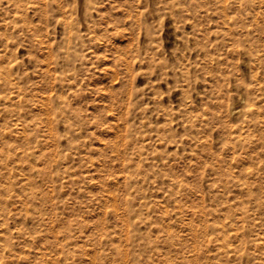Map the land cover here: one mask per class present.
I'll use <instances>...</instances> for the list:
<instances>
[{"label":"rangeland","instance_id":"374dc122","mask_svg":"<svg viewBox=\"0 0 264 264\" xmlns=\"http://www.w3.org/2000/svg\"><path fill=\"white\" fill-rule=\"evenodd\" d=\"M229 20L264 61V0H0V264H264V82L184 49Z\"/></svg>","mask_w":264,"mask_h":264},{"label":"bare ground","instance_id":"6f19581e","mask_svg":"<svg viewBox=\"0 0 264 264\" xmlns=\"http://www.w3.org/2000/svg\"><path fill=\"white\" fill-rule=\"evenodd\" d=\"M225 24L226 26L224 25L225 26L223 30L224 32H222L223 38L225 37L226 40L229 41L230 46H233V48L224 50L223 48L226 47L227 45L224 42H219L209 45L207 43H204L201 39H196V38H188L186 43L184 42L185 43L184 49L186 50L188 49L190 51L191 58L193 59L196 57L200 58L199 61H194L195 62L193 63L194 66L197 68L200 66L209 74L208 76H204L200 80L193 81V85L197 87L199 86L197 88V93H195L196 96H198L199 94L205 95L209 92L208 89L210 87H212L211 90L215 88H220L222 87V85H224L225 82L229 83L235 79L234 76L236 74L225 75L223 76V78H221L220 75L218 74L219 72H222V68L220 65H225V66L227 65L229 68L238 71V67H239L238 64L228 62V60H225L227 59L226 57H230L234 59V56H237L238 59H240L241 63L245 66V68L248 69L247 70L248 73H246L244 77H242L243 75H240L242 78L238 76L239 77L238 79L241 81V86L245 90V93L248 96L252 91L251 87L249 86L252 82H255L258 85H262V83L264 82V77L260 75L261 72L264 71V61L262 55L257 53L259 48L258 40L257 41L252 40L253 33L256 31H260L261 27H259V25L256 23L250 24L248 26L246 25L245 22L238 20H229ZM199 30H200L199 33L205 32L202 29ZM216 33H221V32L217 31ZM212 35L213 34H210L208 36L210 38H215V39L217 38L216 37L217 34L213 36ZM208 36L206 37L209 38ZM178 42L181 44L180 40ZM221 51H223V53ZM158 53L159 50L156 51V55H158ZM189 64L190 63L188 62L187 65ZM161 65L164 66V63H161ZM206 66H208L209 70L205 69ZM164 67L170 69V71L172 72L171 73L172 77L174 78V82L180 84V85L179 84L176 85L180 94L183 92L186 93L188 90H185L184 87L189 88V86L191 85L189 79L187 78L185 80L184 79L180 80V78L184 76L183 73L174 74L173 66L170 63L166 64ZM181 81H184V83H181ZM185 96L188 97V100L191 98L190 95H185ZM181 105L183 108H177L176 110L173 108H171L170 110H165V111L163 110V113L165 115L166 125H171L172 122L177 121L176 122L177 124L175 126L181 125L184 130H194L196 128L195 122L198 121V118L191 121H185L186 124H182L183 120L182 119L180 120V118L183 115H186V113L188 112L187 109L189 104L187 101L186 104H181ZM231 110L234 112L236 108L231 106ZM248 115L252 116L253 115L252 111H249ZM169 129L171 130V128ZM167 152L170 151L166 150V155L168 156Z\"/></svg>","mask_w":264,"mask_h":264}]
</instances>
